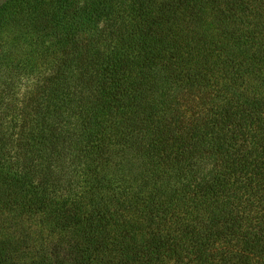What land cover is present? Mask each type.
I'll list each match as a JSON object with an SVG mask.
<instances>
[{
	"label": "trees",
	"instance_id": "1",
	"mask_svg": "<svg viewBox=\"0 0 264 264\" xmlns=\"http://www.w3.org/2000/svg\"><path fill=\"white\" fill-rule=\"evenodd\" d=\"M0 264H264V0H0Z\"/></svg>",
	"mask_w": 264,
	"mask_h": 264
}]
</instances>
